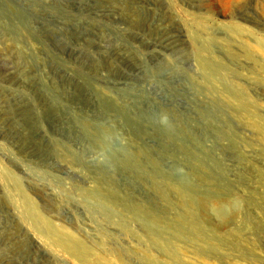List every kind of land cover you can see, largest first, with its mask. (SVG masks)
Here are the masks:
<instances>
[{"label":"rangeland","instance_id":"1","mask_svg":"<svg viewBox=\"0 0 264 264\" xmlns=\"http://www.w3.org/2000/svg\"><path fill=\"white\" fill-rule=\"evenodd\" d=\"M263 52L264 0H0V264H264Z\"/></svg>","mask_w":264,"mask_h":264},{"label":"bare ground","instance_id":"2","mask_svg":"<svg viewBox=\"0 0 264 264\" xmlns=\"http://www.w3.org/2000/svg\"><path fill=\"white\" fill-rule=\"evenodd\" d=\"M264 53V52H263ZM32 218L34 219V222L38 225V229L40 230V231H43L44 230V222H43V219L40 217V216H38V215H33L32 216ZM48 226V225H47ZM68 238L67 239H65L64 238V240L65 241H63L62 243H63V247H64V249L65 250H67V251H70V250H72L73 249V245H72V239L69 237V236H67ZM70 240V241H69ZM76 252V251H75ZM82 254V253H81ZM80 256V255H79ZM180 258V257H179ZM98 262L100 263V264H110L109 262H107L105 259H99L98 260ZM205 264H209V263H205ZM211 264V263H210Z\"/></svg>","mask_w":264,"mask_h":264}]
</instances>
